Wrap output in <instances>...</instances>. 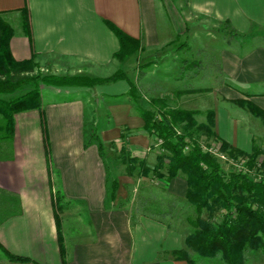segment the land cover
Listing matches in <instances>:
<instances>
[{"label": "crops", "instance_id": "obj_1", "mask_svg": "<svg viewBox=\"0 0 264 264\" xmlns=\"http://www.w3.org/2000/svg\"><path fill=\"white\" fill-rule=\"evenodd\" d=\"M156 1L0 0V17L14 29L10 46L16 59L53 63L55 75L105 78L123 70L128 77L91 87L41 85V109L17 113L9 140L1 138L6 132L0 114V264H191L173 255L183 242L172 229L144 216L133 223L127 207L133 185L126 175L128 164L109 162L106 150L103 158L96 142L85 146L86 119L100 110L106 115L98 131L104 147L127 145L132 157L149 168L157 164L158 137L144 129L142 116L127 96L129 81L138 78V73L131 76L137 58L153 48L155 60L176 40L160 38L161 9ZM180 9L184 27L197 18L195 24L201 27L229 22L241 34L254 26L264 29V0H187ZM108 22L140 39L142 50L124 61L116 59L120 42ZM218 54L224 79L229 81L220 87L221 94L239 98L243 89L264 110V42L238 50L230 45ZM131 58L135 62L123 69ZM157 91L152 92L154 98H160ZM23 93L18 89L0 93V98ZM221 114L215 113L219 130ZM239 125L224 137L248 152L252 147L244 135H238ZM113 178L118 180L115 195ZM168 188L184 197L187 181L178 175ZM9 253L30 260L13 261Z\"/></svg>", "mask_w": 264, "mask_h": 264}, {"label": "rangeland", "instance_id": "obj_2", "mask_svg": "<svg viewBox=\"0 0 264 264\" xmlns=\"http://www.w3.org/2000/svg\"><path fill=\"white\" fill-rule=\"evenodd\" d=\"M158 1H156L160 6L158 9H161L160 13L158 12L159 36L162 40H167L170 37L176 40L172 41L168 48L158 52L156 61L149 60L155 57V53L153 48H147L137 58L134 67H131L132 61L136 60L133 58L128 60L129 62L125 66H122L123 69L134 68L131 69V76L138 73V78L134 82L138 87V102L143 107H148L146 104L157 99L152 95V92L157 89V95L164 99L169 107L193 109L200 112L195 116L194 136L198 143L216 142L219 139L221 142L224 141L226 148L232 149L233 156H243V153L251 156L254 154L252 148H248V152L243 151L224 137L234 132V125L236 126L240 122L239 128L241 126V129L240 131L238 129V135L239 133L244 135L246 137L244 140L250 144V147H255V151L258 153L255 160L258 161L259 171L256 174L264 177V117L256 115L255 111L250 109L248 105L250 100L247 98L248 95L245 96L243 89L239 90L242 98L238 94L239 98L228 99L221 94L220 87L228 86L229 81L224 79L221 71L222 60L218 54L224 49H229L230 45L238 50L239 46L250 48L259 41L264 42V29L253 27L252 32L236 37L231 33L230 28L222 30L217 27V24L201 27L195 24L198 21L197 18L184 27L180 8L187 6V0ZM170 4L172 6L169 10ZM182 43H186V45L181 46ZM31 59L36 64L33 75L42 77L53 74V63L39 62L33 57ZM132 78L135 80L134 77ZM31 87H33V83L25 84L21 87L22 92H26ZM93 107L94 105L90 106L91 109ZM90 108L89 110H91ZM217 111L221 112L224 117V121L220 123V130L218 121H215ZM103 112L95 110V115L90 114L87 117L88 137H90L93 127L99 131L103 126L106 119ZM93 118L94 120H92ZM216 125L218 132H216ZM104 149L107 151L109 162L115 161L116 165L128 164L126 175L131 177L133 185L129 187L127 207L130 209L134 224L140 221L141 216H144L172 229L183 242L182 248L175 250H182L191 264H228L222 250L207 254L200 247L201 240L196 236V232L202 227L194 226L191 223L197 222L195 207L187 201L186 195L180 197L170 192L166 170H164L162 178L155 177L151 171L147 175H143L144 167L136 158L132 157L127 145H123L121 149L118 145L113 150H109L108 146ZM160 149L161 155H165L166 151L161 147ZM238 150L243 153L237 152ZM221 166L225 171L239 169L237 165L233 168L228 162H222ZM180 176L185 179L183 174ZM209 201L214 208L205 207L201 218L209 224L216 225L222 220L224 210L218 203L212 202V198ZM188 236L192 237L193 246L186 243ZM261 260H264V250L247 249L242 254L241 264H260Z\"/></svg>", "mask_w": 264, "mask_h": 264}, {"label": "trees", "instance_id": "obj_3", "mask_svg": "<svg viewBox=\"0 0 264 264\" xmlns=\"http://www.w3.org/2000/svg\"><path fill=\"white\" fill-rule=\"evenodd\" d=\"M24 12L27 14V8L24 9ZM108 25L120 42V48L114 54L116 59L124 61L142 50L140 39L130 36L111 22H108ZM254 27L258 28L257 26ZM24 28L29 34L30 26L27 19ZM220 28L222 30L230 28L231 33L236 37L244 35L232 28L229 22ZM13 33V27L0 17V93H14L30 82L33 83V87L12 99L0 98V114L3 116V127L6 132L1 137L2 139L13 138L17 113L41 109V85L91 87L123 79L128 80L123 70H118L105 78L80 75L51 74L42 77L33 75L36 67L34 60H18L12 54L10 42ZM184 45L186 43L181 44V46ZM149 60H154V58ZM129 84L130 89L127 96L142 116L144 129L150 134H155L161 140L160 147L166 151L165 155L158 156L157 164L153 168H149L145 161H139L140 165L144 167L142 173L147 175L151 171L155 177L162 178L164 177L163 172L166 170L167 181L180 174L185 176L188 185L186 199L195 207L197 213V222L191 223L194 226L200 225L202 227L196 232V236L201 240L200 247L202 250L206 251L207 254L222 250L228 264H241L242 254L247 249L264 250V177L256 174L259 171L258 161L255 160L258 156L255 147H252L253 155L249 156L238 150L237 152L244 155L236 157V155H232V149L225 147L224 141L221 142L216 138L221 144L220 149L226 152L236 163L241 160L246 161L242 168L237 165L239 169L225 171L221 163L226 162L212 153L204 151L202 144L195 139V116L200 113L198 110L169 107L162 98L154 99L148 104V107H143L138 102L139 95L136 83L129 81ZM248 105L250 109L255 111L256 115L264 117L262 108L251 101ZM93 142L97 143L100 154L105 158L104 145L95 127L91 130L85 146L87 147ZM188 145L191 146L190 149L185 150ZM117 188L118 180L113 178V195H115ZM210 198H212V202L218 203L224 210L222 220L216 225L209 224L201 218L205 207L214 208L209 201ZM56 220L61 242V230L57 215ZM186 243L193 246L191 236L186 238ZM0 246H2L1 243ZM172 253L178 258L190 262L182 250H174ZM9 256L13 261L30 260L28 257L10 253Z\"/></svg>", "mask_w": 264, "mask_h": 264}, {"label": "built area", "instance_id": "obj_4", "mask_svg": "<svg viewBox=\"0 0 264 264\" xmlns=\"http://www.w3.org/2000/svg\"><path fill=\"white\" fill-rule=\"evenodd\" d=\"M161 140L158 139V143H160ZM190 145H188L185 150L190 149ZM202 148L204 151L210 152L213 155L219 157L220 159H222L223 161H225L226 163H230V166H235L238 165V167L242 168L245 164V160H241L239 163H236L234 159L230 158L228 156V154H226V152H223L220 148H221V144L218 141H214V142H209V143H203L202 144Z\"/></svg>", "mask_w": 264, "mask_h": 264}]
</instances>
